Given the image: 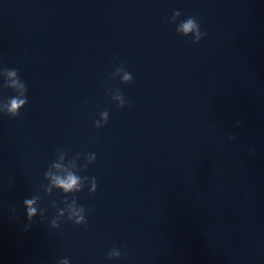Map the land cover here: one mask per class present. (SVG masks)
I'll return each mask as SVG.
<instances>
[{"label":"water","instance_id":"1","mask_svg":"<svg viewBox=\"0 0 264 264\" xmlns=\"http://www.w3.org/2000/svg\"><path fill=\"white\" fill-rule=\"evenodd\" d=\"M10 69L0 264H264V0H0V110Z\"/></svg>","mask_w":264,"mask_h":264},{"label":"clouds","instance_id":"2","mask_svg":"<svg viewBox=\"0 0 264 264\" xmlns=\"http://www.w3.org/2000/svg\"><path fill=\"white\" fill-rule=\"evenodd\" d=\"M180 16H181V12L177 10L174 12V14L172 16V20L175 21ZM176 31L178 33L184 35V36H188L190 33H194L195 38L193 40V43L199 42L204 36L207 35L206 32L201 31L200 24H199L196 17H189L186 20L180 21L177 25ZM120 71H124V68L123 67L118 68L116 70V73H114V75H116ZM18 73H19L18 69L7 70V76L8 77H16V79L11 80V83H9L7 80H5L4 87L11 88L16 93L19 92V95H15L13 97L6 98L5 100L7 102L4 105V109L0 110V112H4V113H6L10 116H13V117L18 116L20 114V109L23 108L28 102L27 95H26V93L28 91L27 85L25 82H23L20 79V77H18ZM122 81L125 83H131L133 81V76L131 75V73L124 71ZM113 99L119 100L120 107H123L126 103L124 96L118 90L113 95ZM100 115H101V117H103V124H106L108 122V119H109V113L107 111H103L100 113ZM95 123H96L97 128L103 126V124L101 123L100 120H97ZM237 123H239V122H237ZM95 160H96V154L90 153V158H89L88 164L93 163ZM56 167H59V165H56ZM84 167L86 168L87 164H85ZM44 175H45V177H48L49 175H52V174L50 171L47 170ZM83 179L84 180L91 179L92 187L90 188V191L94 193L97 190L96 177L89 178L88 176H84ZM78 180H79V178L77 176L69 174L66 179H63L59 176H53L52 183L62 186L65 192H68L69 190L73 189L74 187H76L77 191H80V187L78 186ZM38 199H41V197L34 196L32 198H26L23 201V204L26 208L27 219L29 222H31L33 220V218L37 216L38 209H37V207H34L33 205L36 203V201ZM67 200H68V198L65 197L64 202ZM72 200H73V202H75L76 199L73 198ZM53 206H55V201H53ZM83 210H84V207L81 206L79 211L82 212ZM13 211H15V209H13ZM45 212H46V209H41V208L39 209V215L44 216ZM57 212H59L61 216L63 215V209L62 208H58ZM77 215H78V213H77ZM68 219L71 220V217H69ZM74 223L86 224V218L84 216L78 215V219ZM30 226H31V224L29 223V225H26V228H28ZM51 226L53 228L59 227V217L58 216H56L55 218H53L51 220ZM120 255H121V253L119 250L113 249L112 251L109 252L108 257H109V259L119 258ZM63 264H67L66 259L63 261Z\"/></svg>","mask_w":264,"mask_h":264}]
</instances>
